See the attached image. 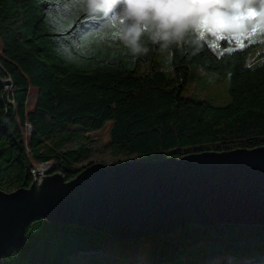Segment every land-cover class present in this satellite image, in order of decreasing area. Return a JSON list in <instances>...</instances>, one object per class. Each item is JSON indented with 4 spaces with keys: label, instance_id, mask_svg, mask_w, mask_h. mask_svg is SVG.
Returning a JSON list of instances; mask_svg holds the SVG:
<instances>
[{
    "label": "trees",
    "instance_id": "1",
    "mask_svg": "<svg viewBox=\"0 0 264 264\" xmlns=\"http://www.w3.org/2000/svg\"><path fill=\"white\" fill-rule=\"evenodd\" d=\"M190 2L198 20L180 41L165 46L145 33L142 51L132 53L117 36L120 7L104 17L88 13L83 0H0V190L27 188L30 169L47 161L52 173L74 178L88 151L79 144L62 152L60 143L79 141L78 130L97 131L107 121L115 157L156 161L264 147V58L249 63L253 46L216 54L195 33L204 18L234 5L252 12V21L264 20V0ZM164 52L168 71L156 67ZM191 67L227 73L230 103L185 96ZM107 238L115 239L41 220L3 264H202L207 257L231 264L264 253L262 225H190L156 239L118 240L128 248L120 255L103 251Z\"/></svg>",
    "mask_w": 264,
    "mask_h": 264
},
{
    "label": "water",
    "instance_id": "2",
    "mask_svg": "<svg viewBox=\"0 0 264 264\" xmlns=\"http://www.w3.org/2000/svg\"><path fill=\"white\" fill-rule=\"evenodd\" d=\"M41 220L123 242L190 225L264 226V147L93 163L70 180L53 172L27 188L0 190V264Z\"/></svg>",
    "mask_w": 264,
    "mask_h": 264
},
{
    "label": "rangeland",
    "instance_id": "3",
    "mask_svg": "<svg viewBox=\"0 0 264 264\" xmlns=\"http://www.w3.org/2000/svg\"><path fill=\"white\" fill-rule=\"evenodd\" d=\"M228 14V15H225ZM233 14H240L243 16L242 19L233 20ZM254 14L249 11H242L238 6L234 5L229 11L218 12L211 17H206L199 24L195 33L196 36L205 41L216 54H221L224 51H228L231 48H243L248 46H253L248 51V61L249 63L260 62L264 58V20H254ZM225 19V24L223 27L220 26V19ZM206 21V24L204 23ZM249 22V24H247ZM234 29L233 33L228 34V37L225 34V30ZM206 29V30H205ZM257 29V31H253ZM209 34V36L206 34ZM222 36L228 40V45L223 47L219 46L218 42L222 39L219 38ZM262 55V57H258ZM169 58L170 53L164 52L157 54L156 57V67L160 69L167 70L169 69ZM143 67H141L142 69ZM190 82L184 91V95L187 97H194L205 99L214 106H225L228 105L231 101V98L227 92L228 86V74H217L209 71L201 70L196 67L190 68L189 75ZM10 86H7L9 89ZM111 128V122H105L104 126L97 131L91 132H82L77 131L79 141L77 140H68L65 139L60 143V150L62 152L66 150L75 149L79 144H82L85 150L88 151V154L81 157L78 162L75 164L76 169H83L93 163H101L104 165L114 164L122 161L135 160L134 156H112L109 151V131ZM73 129H79V127H73ZM37 163L33 166L35 169H38L42 165ZM41 164H48L51 168L44 174H41L38 177H33V179L51 174L53 169V162H41ZM31 168V169H33ZM30 169V170H31ZM80 170V171H81ZM31 174V173H30ZM103 251L112 253V254H123L127 251V246L121 241L107 238L103 243ZM76 258V257H75ZM252 258V259H251ZM264 253L256 255H246L240 258H235L232 260L231 264H253V261H261L264 264ZM140 258L138 257L137 260ZM219 258L217 257H207L202 264H218Z\"/></svg>",
    "mask_w": 264,
    "mask_h": 264
},
{
    "label": "clouds",
    "instance_id": "4",
    "mask_svg": "<svg viewBox=\"0 0 264 264\" xmlns=\"http://www.w3.org/2000/svg\"><path fill=\"white\" fill-rule=\"evenodd\" d=\"M87 12L108 17L120 7L118 38L132 53L142 51L145 33L165 46L180 41L195 26L198 15L190 0H83Z\"/></svg>",
    "mask_w": 264,
    "mask_h": 264
},
{
    "label": "snow or ice",
    "instance_id": "5",
    "mask_svg": "<svg viewBox=\"0 0 264 264\" xmlns=\"http://www.w3.org/2000/svg\"><path fill=\"white\" fill-rule=\"evenodd\" d=\"M225 15H228V14H225ZM242 18H243V16L240 15V14H233V15H232V19H233V20H239V19H242ZM89 19H99V17L89 18ZM82 22H87V21L85 20V21H82ZM204 23L206 24V21H205ZM219 24H220L221 27H223L224 24H225V19L221 18L220 21H219ZM205 30H206V29H205ZM253 31L255 32V31H257V29H253ZM219 38H223V37L220 36V37H218V39H219Z\"/></svg>",
    "mask_w": 264,
    "mask_h": 264
},
{
    "label": "built area",
    "instance_id": "6",
    "mask_svg": "<svg viewBox=\"0 0 264 264\" xmlns=\"http://www.w3.org/2000/svg\"><path fill=\"white\" fill-rule=\"evenodd\" d=\"M51 167L48 166H40L38 169H31L30 173L32 177H38L41 174L46 173Z\"/></svg>",
    "mask_w": 264,
    "mask_h": 264
},
{
    "label": "bare ground",
    "instance_id": "7",
    "mask_svg": "<svg viewBox=\"0 0 264 264\" xmlns=\"http://www.w3.org/2000/svg\"><path fill=\"white\" fill-rule=\"evenodd\" d=\"M42 166H48V167H51L50 165L48 164H41ZM40 178V177H39ZM35 179H38V178H35Z\"/></svg>",
    "mask_w": 264,
    "mask_h": 264
}]
</instances>
